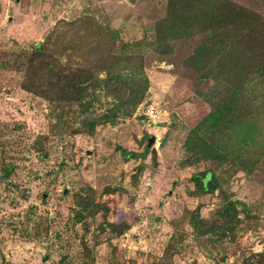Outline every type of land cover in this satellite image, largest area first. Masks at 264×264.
<instances>
[{"label":"rangeland","instance_id":"obj_1","mask_svg":"<svg viewBox=\"0 0 264 264\" xmlns=\"http://www.w3.org/2000/svg\"><path fill=\"white\" fill-rule=\"evenodd\" d=\"M230 1L264 17V0ZM165 6L166 0H0V264H83L89 261L83 244L95 264H107L111 247L122 264H244L256 254L264 264V88L258 79L246 85L257 116L203 134L230 154L204 191L199 178L208 165H180L189 130L224 93L211 84L194 95L196 74L183 61L200 36L173 42L163 57L147 54L148 97L131 117L92 136L50 138L43 150L36 140L54 122L48 104L21 90L19 76L4 69L42 42L57 20L92 14L130 41L150 33ZM149 105L157 121L144 114ZM109 186L120 190L104 193ZM89 188L95 218L77 206ZM225 212L240 220L233 234L197 235L195 216L217 226ZM107 222L129 227L116 236ZM173 239L180 250L167 258Z\"/></svg>","mask_w":264,"mask_h":264},{"label":"trees","instance_id":"obj_2","mask_svg":"<svg viewBox=\"0 0 264 264\" xmlns=\"http://www.w3.org/2000/svg\"><path fill=\"white\" fill-rule=\"evenodd\" d=\"M195 36H200L199 42L183 61V66L196 74L194 95L201 97L202 90L211 84L224 89L207 115L189 130L180 161V165H208L207 173L199 178L201 189L206 191L218 166L230 161V154L215 149L203 134L257 116L246 85L258 79L264 88V17L258 12L230 0H166L165 13L153 23L151 32L130 41L122 40L110 23L82 14L69 21H55L42 42L21 50L4 69L19 76L21 90L48 104L54 122L36 140L43 150L50 138L92 136L98 127L131 117L148 97L147 54L163 57L173 51V42ZM128 155L122 151L125 159ZM119 190L109 186L103 192ZM92 193L89 188L77 206L86 211L85 216L95 218ZM218 220L216 226L195 216L192 225L198 236L225 235L233 234L240 222L229 212ZM106 226L116 236L129 227L108 222ZM173 245L174 239L167 247V258L180 250ZM172 247L173 252L169 251ZM83 251L89 260L83 264H95L93 250L83 244ZM115 251L111 247L107 264H122L115 259ZM262 257L256 254L254 261L244 264H261Z\"/></svg>","mask_w":264,"mask_h":264},{"label":"built area","instance_id":"obj_3","mask_svg":"<svg viewBox=\"0 0 264 264\" xmlns=\"http://www.w3.org/2000/svg\"><path fill=\"white\" fill-rule=\"evenodd\" d=\"M142 108V107H141ZM140 108V109H141ZM143 112H144V114L147 116V117H149V119H151L152 121H157L158 119H159V114H158V111H157V109H156V107L155 106H153V105H149V106H147L146 107V110L144 111L143 110Z\"/></svg>","mask_w":264,"mask_h":264},{"label":"water","instance_id":"obj_4","mask_svg":"<svg viewBox=\"0 0 264 264\" xmlns=\"http://www.w3.org/2000/svg\"><path fill=\"white\" fill-rule=\"evenodd\" d=\"M153 143H154V138L152 137V138H150V139L148 140V147H150ZM156 159H157V154H156V151L153 150V153H152V165H153L154 167L157 166V161H156Z\"/></svg>","mask_w":264,"mask_h":264}]
</instances>
